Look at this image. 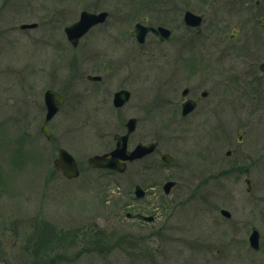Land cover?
<instances>
[{"label": "rangeland", "instance_id": "1", "mask_svg": "<svg viewBox=\"0 0 264 264\" xmlns=\"http://www.w3.org/2000/svg\"><path fill=\"white\" fill-rule=\"evenodd\" d=\"M186 2L0 0V264H207L202 260L219 248V208L251 201L264 214V162L247 199L234 174L222 176L219 163L200 157L201 130L191 132L176 119L174 126L161 123L175 117L161 115L167 98L155 83L167 73L159 63L170 50L150 35L140 44L131 31L146 10L158 9L154 18L168 22ZM83 9L111 14L75 48L64 27ZM32 22L39 27L19 28ZM89 74L103 81L87 80ZM49 88L66 102L49 123L48 139L42 125ZM120 88L132 96L117 110L112 100ZM130 117L139 122L129 148L158 140L156 152L122 173L91 168L88 157L113 148ZM60 147L77 159L78 178L54 167ZM165 152L171 163L161 160ZM169 179L177 185L166 194ZM136 184L145 198H136ZM128 211L154 214L155 221L130 218Z\"/></svg>", "mask_w": 264, "mask_h": 264}, {"label": "flooded vegetation", "instance_id": "2", "mask_svg": "<svg viewBox=\"0 0 264 264\" xmlns=\"http://www.w3.org/2000/svg\"><path fill=\"white\" fill-rule=\"evenodd\" d=\"M159 1L155 0V7ZM186 1L179 18L173 17L168 22L158 20V9H153V14L149 9L135 23L158 31L167 29L166 34L149 30L140 42L132 34L134 25L131 35L140 44H145L150 35L156 45L169 47L170 58L160 59L161 62L158 59L162 71L167 73L160 75L155 83L159 94L167 98L161 115L174 112L175 117L169 121L162 117L161 123L174 126L176 119L191 132L201 130L204 150L200 157L219 163L218 173L222 176L227 171L234 174L236 187L249 199L257 189L259 173L263 172L260 163L264 162V0ZM101 11H107L108 16L99 25L111 14L107 9ZM66 39L70 43L67 36ZM90 81L102 82L103 78ZM122 89L132 96L127 88L117 91ZM57 91L66 102V96ZM185 103L188 111L183 114ZM126 104L114 108L119 110ZM138 122L137 118V125ZM125 132L114 135L115 144V136ZM196 139L197 134L191 138L193 148ZM258 211L251 201H237L233 208H219L222 217L215 218L221 230L219 248L211 250V260L202 262L264 264V214H257ZM255 231L258 249L251 239Z\"/></svg>", "mask_w": 264, "mask_h": 264}, {"label": "water", "instance_id": "3", "mask_svg": "<svg viewBox=\"0 0 264 264\" xmlns=\"http://www.w3.org/2000/svg\"><path fill=\"white\" fill-rule=\"evenodd\" d=\"M107 16V11H101L96 13L83 10L81 12L80 19L65 28L68 39L74 46H77L79 44L80 38L86 32H88V30L92 26L104 22ZM37 25V23H26L20 25V28H33ZM149 30H153L156 33H159V31H161L163 34H166L168 32L167 29L161 28L158 31L154 27L143 26L141 23H137L133 31V35H135L140 42H143L145 35ZM87 78L90 80H100L101 76L88 75ZM130 95V92L125 89L117 91L114 94L113 99L115 107L121 108L122 106H124V104L130 99ZM44 100L47 112L42 130L46 134V136L49 137L51 135V132L49 130V121L58 113L65 99L57 91L53 89H48L44 94ZM186 105L187 104L185 103L183 108L184 114H186L188 111ZM136 125L137 119L134 117L130 118L126 123L127 132L123 135L115 136V139L117 140L116 147L107 153L96 154L89 157L88 163L90 164V166L93 168H108L123 172L126 169L127 162L136 159H141L153 153L157 147V142H152L149 144L138 143L132 151L128 150L129 136L136 129ZM162 160L165 162H171L173 160V157L170 154L165 153L162 155ZM54 166L57 170L61 171L65 177L69 179L76 178L80 174L79 166L75 157L65 148L59 149L58 156L54 159ZM175 184V181H167L163 186L165 193H170L171 189L175 186ZM135 194L138 197H143L145 195V191L140 185H137L135 189ZM222 211L223 213H227L226 210ZM138 216L149 222H152L154 220L153 215L148 216L139 214ZM251 239L255 248H258V233L256 231L254 232Z\"/></svg>", "mask_w": 264, "mask_h": 264}]
</instances>
